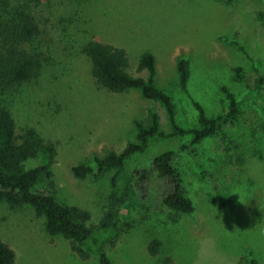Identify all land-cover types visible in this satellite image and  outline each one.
Instances as JSON below:
<instances>
[{"label":"rangeland","instance_id":"obj_1","mask_svg":"<svg viewBox=\"0 0 264 264\" xmlns=\"http://www.w3.org/2000/svg\"><path fill=\"white\" fill-rule=\"evenodd\" d=\"M1 8L3 22L21 23L24 13L36 25L37 34L32 42L15 45L34 57L32 77L21 85L0 87V104L15 118L17 134L33 127L55 144L52 188L64 204L88 210L92 227L104 217L115 174L123 191L137 166L187 139H152L147 150L131 157L121 170L76 178L73 166L91 164L111 151L119 153L135 141L134 122L147 124L150 110L159 114L161 128L170 131L159 102L143 98L136 89L112 93L96 84L82 51L87 42L124 48L128 72L135 77L146 76L137 70L140 57L153 54L156 83L172 96L177 121L185 128L198 126L194 101L210 116L225 110L224 86L241 103L239 128H258L264 122L255 100L264 104V87L255 97L249 95L258 75L264 74V23L257 17L264 11V0H0ZM2 33L0 26V46ZM181 58L190 61L188 92L179 85ZM235 66L243 68L244 80H235ZM223 134L233 144L244 145L237 127L227 126ZM255 143L244 145L243 167L224 157L227 144L221 137L206 140L199 158L180 154L175 162L194 201V212L172 216L178 223L170 220L165 227L154 215L165 217L166 212L153 202L141 203L131 193L121 210L123 222L105 236L102 250L113 264H164L167 259L171 264H249L252 259L264 264V139ZM240 177L260 186L254 209L227 187ZM219 189L226 192L231 206L219 201ZM0 238L13 248L15 264H99L89 244L84 246L89 258L83 259L70 240L49 236L45 219L30 205L0 201ZM154 238L163 243L157 257L147 249Z\"/></svg>","mask_w":264,"mask_h":264},{"label":"trees","instance_id":"obj_2","mask_svg":"<svg viewBox=\"0 0 264 264\" xmlns=\"http://www.w3.org/2000/svg\"><path fill=\"white\" fill-rule=\"evenodd\" d=\"M225 1L232 3L235 0ZM2 12L1 8L0 26L3 27V44L0 46V87L3 88L21 85L32 77L34 57L19 51L15 45L32 42L36 37L37 28L24 13L20 14L21 23L11 20L3 22ZM257 17L264 23V11L258 12ZM82 51L90 63L91 74L97 85L112 93H124L136 89L143 98L159 102L165 109L170 131L166 132L161 128L159 114L155 110H150L147 124L140 120L134 122L135 141L129 142L119 153L111 151L102 158L95 157L91 164L73 166L72 171L76 178L83 179L91 174L103 176L110 170H121L131 157L145 152L152 139L180 137L187 140L178 148L164 151L146 164L137 166L123 191L118 189L119 175L115 174L111 179V192L106 198L107 210L104 217L98 226L92 227L89 225L91 214L88 210L78 205L64 204L52 188L55 144L46 140L33 127H27L21 134H17L15 118L9 109L0 104V201H5L11 206L25 204L32 206L36 215L45 219V229L49 236L70 240L73 251L83 259L89 258V251L84 247L89 244L99 264H113L111 258L102 250L101 243L106 235L123 222L121 210L126 201L130 200L131 193L141 203L153 202L158 204L162 212H166L165 217L154 215V219H159L161 225L167 227L171 224L170 220L177 224L178 221L172 216L192 214L195 204L186 189L183 174L175 162L176 158L182 153L197 155L199 158L200 148L206 140L221 137L227 144L224 157L229 161L236 160L238 165L243 167L247 162L244 145L254 147L259 137L264 139V122L258 128H239L241 103L235 94L224 86L222 91L226 97L225 110L210 116L200 103L194 101L193 105L198 111V126L185 128L177 121L176 106L172 96L156 83V59L153 54L146 52L140 57L137 70L144 71L146 76L135 77L128 72L129 57L122 47L92 40L83 46ZM233 72L235 80H244L241 66L233 67ZM177 73L180 76V88L188 92L191 78L188 59L181 58L177 62ZM262 87H264V74L258 75L255 88L249 91V95L255 97L256 91ZM255 100L264 114V104L256 97ZM227 126L237 127L242 131L244 145L233 144V141L223 134ZM45 183L48 186L44 187ZM235 183L232 186L228 185V189L238 193L246 201V207L254 209L261 197L260 186L253 180L243 177ZM217 197L224 206L233 204L224 190L219 189ZM126 224L130 225L129 222H125ZM162 247V241L154 238L148 244V253L152 257H157ZM0 264H15L13 248L1 238ZM164 264H171V260L167 259ZM249 264H257V261L252 259Z\"/></svg>","mask_w":264,"mask_h":264}]
</instances>
